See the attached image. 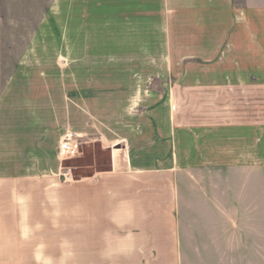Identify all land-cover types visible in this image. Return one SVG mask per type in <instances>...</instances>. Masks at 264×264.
I'll list each match as a JSON object with an SVG mask.
<instances>
[{
	"label": "crops",
	"instance_id": "obj_1",
	"mask_svg": "<svg viewBox=\"0 0 264 264\" xmlns=\"http://www.w3.org/2000/svg\"><path fill=\"white\" fill-rule=\"evenodd\" d=\"M160 2L179 58L204 66L172 71L164 131L108 169L63 182L58 142L7 167L0 264H264V0ZM228 183L240 213L219 211Z\"/></svg>",
	"mask_w": 264,
	"mask_h": 264
},
{
	"label": "rangeland",
	"instance_id": "obj_2",
	"mask_svg": "<svg viewBox=\"0 0 264 264\" xmlns=\"http://www.w3.org/2000/svg\"><path fill=\"white\" fill-rule=\"evenodd\" d=\"M162 7L160 0H0V175L23 165L39 142V156L53 157L58 142L59 178L70 183L108 169L112 151L129 139L164 131L172 71L204 64L179 58L184 45ZM69 135L77 152L63 160ZM66 166L73 179L64 178ZM228 185L219 211L240 213L241 183Z\"/></svg>",
	"mask_w": 264,
	"mask_h": 264
},
{
	"label": "built area",
	"instance_id": "obj_3",
	"mask_svg": "<svg viewBox=\"0 0 264 264\" xmlns=\"http://www.w3.org/2000/svg\"><path fill=\"white\" fill-rule=\"evenodd\" d=\"M77 150L72 142V136H67L60 145V154L63 160L70 159L76 154ZM63 176L66 180L73 179V171L71 167H64Z\"/></svg>",
	"mask_w": 264,
	"mask_h": 264
}]
</instances>
